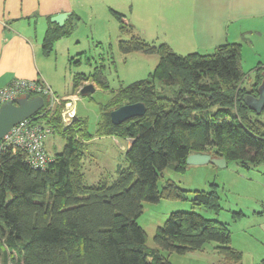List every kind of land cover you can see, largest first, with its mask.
<instances>
[{
    "label": "trees",
    "instance_id": "obj_1",
    "mask_svg": "<svg viewBox=\"0 0 264 264\" xmlns=\"http://www.w3.org/2000/svg\"><path fill=\"white\" fill-rule=\"evenodd\" d=\"M110 11L119 32L129 35L118 39L121 52L158 56L148 77L114 91L96 122V135L132 139L125 151L128 162L117 166L114 177L87 183L84 147L94 132L88 131L86 119L77 117L64 124L60 113H44L45 102L31 118L46 122L65 144L43 169L31 167L24 153L0 152V264H171L161 250L184 254L202 250L210 241L217 243L218 264H241V253L230 245V231L223 221L195 210L172 211L156 228L155 247H146V233L137 218L143 200L186 198L185 190L174 182L167 180L159 190L156 181L168 165L184 170L190 153L222 156L246 168L264 163L260 117L264 107L256 114L244 102L248 93L257 96L264 66L254 68V80L245 87L241 43L182 55L168 43L146 41L133 32L123 13ZM78 18L70 15L59 26L49 17L45 53L55 40L72 33ZM86 80L108 87L102 65L88 73L76 72L74 90ZM138 101L146 106L143 115L120 124L111 122L114 107L110 106ZM219 199L215 189L196 190L191 203L218 212Z\"/></svg>",
    "mask_w": 264,
    "mask_h": 264
},
{
    "label": "rangeland",
    "instance_id": "obj_2",
    "mask_svg": "<svg viewBox=\"0 0 264 264\" xmlns=\"http://www.w3.org/2000/svg\"><path fill=\"white\" fill-rule=\"evenodd\" d=\"M75 1L74 8L79 18L68 47L70 55L77 53L76 58L80 63L63 67V55L61 50L58 51V66L62 64V70L58 69L59 73L53 76L54 86L56 84L54 90L59 96L71 93L73 73L93 71L95 66L101 65L108 87L98 86L92 93L83 96L78 93L77 88L74 96L70 98V103L62 100L48 101L44 113L47 112L49 115L60 113L64 124L79 116L86 119L88 131L94 132L101 109L109 102L114 91L133 81L148 77L157 64L158 56L155 53L145 54L140 51L123 53L119 50L118 39H127L129 35L119 32V24L108 9L111 5L108 4L109 1L105 4L104 0H94L93 5L88 0ZM111 2L113 5L121 3L118 0ZM117 5L115 6L118 9L114 8L119 10L120 7ZM244 45L246 49L241 48L240 60L241 69L245 74L242 85L249 88L254 80V68L257 65L264 66V37H259L253 44ZM116 106L115 103L110 107ZM260 117L264 119V113ZM99 136L105 135H96L94 132L91 137L94 139L86 140L84 147L83 171L87 183H95L103 177H114L117 166H125L128 162L125 149L132 139L117 138L115 141L116 137ZM64 144L65 139L55 131L48 133L43 141L49 158L55 152L62 151ZM167 180L184 189L186 198L164 197L157 202L142 201L143 211L137 222L146 233L144 246L155 247L153 236L156 228L164 224L170 212L195 210L206 218L227 223L231 236L230 245L240 251L241 264H264V163L249 165L248 168L233 160L227 161L225 166L211 162L187 164L182 171L168 165L157 178V188L162 189ZM211 189L217 190L220 197L221 209L218 212L202 206H192L191 199L196 190ZM216 245V242L210 241L205 243L202 250L184 254L161 250V253L168 255L171 264H217L221 255L216 252Z\"/></svg>",
    "mask_w": 264,
    "mask_h": 264
},
{
    "label": "crops",
    "instance_id": "obj_3",
    "mask_svg": "<svg viewBox=\"0 0 264 264\" xmlns=\"http://www.w3.org/2000/svg\"><path fill=\"white\" fill-rule=\"evenodd\" d=\"M88 1L93 5L94 0ZM108 1L111 4L109 11H123L119 12L125 15L134 33L153 44L168 43L182 55L211 53L227 42L241 43L244 50V44H253L259 37H264V0H118L120 5H115L120 7L119 10L111 0H104V3ZM75 2L0 0V88L16 79L40 81L54 98L70 103L77 90L73 88L75 73L71 79V93L63 96L55 92L53 76L59 73L58 69L62 70V64L58 66V51L61 50L63 55V67L77 59V53L70 55L68 47L74 30L69 36L55 40L49 53L43 50V40L50 25L49 17L59 12H67V18L70 15L79 17ZM83 82H92L95 89L98 87L92 80ZM82 84L77 88L80 89Z\"/></svg>",
    "mask_w": 264,
    "mask_h": 264
},
{
    "label": "water",
    "instance_id": "obj_4",
    "mask_svg": "<svg viewBox=\"0 0 264 264\" xmlns=\"http://www.w3.org/2000/svg\"><path fill=\"white\" fill-rule=\"evenodd\" d=\"M67 18V12H59L50 17V20L59 26H62ZM95 90L92 82L83 84L78 93L80 95H89ZM257 96L246 94L244 102L256 114H259L264 107V76L257 88ZM44 105V97L42 95L30 96L24 94L16 98L14 101H7L0 105V145L3 135L16 123L31 117ZM146 106L143 102L124 103L114 108L110 112V120L113 124H120L123 121L144 114ZM75 117H73L74 119ZM130 142L128 148L130 147ZM127 148V149H128ZM187 164H201L211 162L218 166H225L226 159L222 156H212L208 153H190L186 157Z\"/></svg>",
    "mask_w": 264,
    "mask_h": 264
},
{
    "label": "built area",
    "instance_id": "obj_5",
    "mask_svg": "<svg viewBox=\"0 0 264 264\" xmlns=\"http://www.w3.org/2000/svg\"><path fill=\"white\" fill-rule=\"evenodd\" d=\"M24 94H39L46 99V103L58 101L51 94L49 88L40 81L16 79L0 88V105L7 101H14ZM52 129L42 121L31 117L14 124L2 137L0 152L9 150L25 154L26 161L33 168L43 169L49 156L45 151L43 141Z\"/></svg>",
    "mask_w": 264,
    "mask_h": 264
},
{
    "label": "flooded vegetation",
    "instance_id": "obj_6",
    "mask_svg": "<svg viewBox=\"0 0 264 264\" xmlns=\"http://www.w3.org/2000/svg\"><path fill=\"white\" fill-rule=\"evenodd\" d=\"M47 102L46 99H44V103Z\"/></svg>",
    "mask_w": 264,
    "mask_h": 264
}]
</instances>
